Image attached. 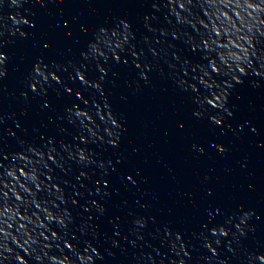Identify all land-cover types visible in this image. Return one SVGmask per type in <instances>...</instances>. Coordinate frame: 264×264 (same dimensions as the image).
<instances>
[{"label": "water", "instance_id": "1", "mask_svg": "<svg viewBox=\"0 0 264 264\" xmlns=\"http://www.w3.org/2000/svg\"><path fill=\"white\" fill-rule=\"evenodd\" d=\"M125 24L117 64L112 33ZM101 28L107 43L96 39ZM92 43L106 55L92 53ZM0 52V151L9 157L0 160V250L8 257L0 264H19L16 256L24 264H81L89 246L90 264H251L264 254V0H20L19 7L5 0ZM188 59L211 62L222 87L243 69L226 98L231 116L204 112L210 106L198 103L205 90ZM36 63L58 69L60 81L34 92ZM74 66L87 85L74 79ZM29 148H54L58 163L46 168ZM58 212L73 217L66 229L49 215ZM245 214L240 235L235 225ZM229 219V235H213ZM51 233L79 236L76 250Z\"/></svg>", "mask_w": 264, "mask_h": 264}, {"label": "snow or ice", "instance_id": "2", "mask_svg": "<svg viewBox=\"0 0 264 264\" xmlns=\"http://www.w3.org/2000/svg\"><path fill=\"white\" fill-rule=\"evenodd\" d=\"M4 3H5V0H0V6H2ZM10 3H11L12 6H16L18 3H20V0H10ZM23 22L24 23H28V21H26V20L23 21ZM121 23H123V21ZM65 26H67V25H65ZM124 28H125V31L123 33H121L119 30H116V31H114L112 33V35L115 36V37H120L121 35H123V39L119 40V42L115 44V47L111 49L112 56L115 58V62L117 64L121 60V56L117 55V51L123 52L124 49H125V44L128 41V33H127L128 25L125 24ZM21 35L23 36L25 34L21 33ZM96 39L100 40V41H105L104 35L101 32H99L97 34ZM107 42L108 41H105V43H107ZM90 48H91V52L92 53H99L102 56L106 55L104 52L100 51L99 45L97 43H92L90 45ZM196 48H197V45L194 46L193 51H195ZM131 54L133 56H136V52H132ZM5 62H6V56L4 55L3 52H0V66H2ZM124 63L127 64L128 63L127 60H125ZM185 63L192 68V72L193 73L197 74L198 83L205 90L202 94H200L197 97L198 103H200L202 106H204V105L210 106V107H204V112L211 111V109L219 108V109H222V110L226 111L228 113V115L231 116L232 112L228 111V109L225 107L226 98L228 96L229 91L233 90L235 85H239V84L242 83V77L244 76L243 69H240V71H239V74L241 75V79L237 80L236 79V75L234 74V75H232L231 78L227 79V83H224V81H223V87H222L221 84H217L216 81L213 80V78H212L213 76H215L216 79H219L220 78V73L217 70V68L212 65L211 62L200 61L198 63H195V66H192L193 65V61L191 59H188V60L185 61ZM202 63L204 64V67H201ZM136 67L140 68V65L137 64ZM205 68H207L208 71H206ZM74 70H75L74 79L76 77H78L79 80L83 84L87 85L89 83V81H88V79H86V74L83 71L79 70V69H75V66H74ZM99 70H100L101 73L105 72V69L103 67H100ZM57 71H58V69L57 70H49L48 69V65H46V64L42 66L41 63H36L34 68H33V75H32V81H33V84L35 85L34 87H32L33 91L34 92L43 91L42 88H38L37 86L38 85H43V84L49 82L50 80L59 82L61 77L57 75ZM0 72H3V71H0ZM209 73H211V75ZM140 74L142 76H144L145 79H147V76L144 74L143 69H141ZM187 74L188 73L186 72L185 75H187ZM257 75H260V74L257 73ZM3 76L4 75H0V78H2ZM103 78L104 77L101 76V79H103ZM181 83H182V85H187V81H182ZM95 87L97 89H99L100 88V84L99 83L95 84ZM191 88H192L193 92L197 91V87H196L195 84L191 85ZM213 89H216V90L213 91ZM68 91L71 92L72 89L69 88ZM77 95L79 96V93H77ZM44 107L47 108L48 105L45 104ZM69 110L71 111V109H69ZM75 114H76L77 117H86V116H88L87 113L82 112L79 109L76 110ZM195 115L197 117H200L202 115V113L200 111H197L195 113ZM221 120H222V118H220V117H217V116H213L212 117V121L216 125L221 124ZM80 123L84 124V121L81 120ZM111 123L113 125H116L117 127H119V125L116 124L115 120H112ZM84 127L87 128V124H84ZM253 131H255V129H253ZM109 136H112V134L109 133ZM81 139H83V137ZM49 143H54V141L50 140ZM112 143L115 146L116 142L112 141ZM217 147H219V146L217 145ZM33 150H35V151H33ZM219 150L221 152L225 151V149L222 148V147H219ZM28 151L32 152L34 154V156L39 157L38 163H42L46 168L48 166V162L49 161L52 164H57L58 163V161L56 159V152H55L54 148H50L46 154L41 152V151H39V150H37V149H35V148H29ZM40 153H43V155H39ZM78 155H79V160H80L81 163L88 161V157H87V155L85 154L84 151H80L78 153ZM45 156H46V159H45ZM8 159H9V157L4 155L3 152L0 151V160H5L6 161ZM11 159H12V157H11ZM18 159L22 160L23 157L22 156L18 157ZM0 169H2V171H6L3 168V164H0ZM7 174L11 175V173H7ZM83 178H86V172L82 171V172H80V175L77 177V180L79 181V180H81ZM47 179L49 181H51V180H53V176L49 175L47 177ZM128 180L133 182V183H135V181L133 180L132 176H128ZM51 186L55 187V184H52ZM55 189H56L57 193H61V191H62V189L60 187H56ZM58 199H63V197L62 196H58ZM72 203L75 205L77 202L75 200H73ZM92 207H94L98 212L103 214L104 209L102 207H100L99 205H96L93 202ZM49 215L51 216V219L53 221H55L56 224L59 225V227L61 229H66L67 228L66 220L71 221L73 219L71 213H68V212H58L54 216H52L51 214H49ZM248 219H249L248 215L245 214L244 216L241 217V222L235 225L236 230H237V232L240 235L244 234V228L242 227V225ZM111 223L113 225H115L116 221L113 220V221H111ZM136 224L137 225H142V220H136ZM231 224H232V220L229 219V220H227L225 226H219V225L214 226L211 229V231H212L213 235L219 234V235H223V236L226 237V236L229 235V232L227 230V225H231ZM207 227L208 226L205 225L206 229H207ZM87 231H88V224H87V222H85V223H83L81 225L80 233H86ZM51 235L55 239H62L65 247H67L69 250H72V251L76 250L75 245L77 244V242L79 240V236L72 237L71 241H70L67 238V236L57 237L55 233H51ZM232 235L235 236L236 234L233 233ZM177 239H179V237H177ZM84 251L86 253H88V254L87 255H81L80 258H79L80 262H81V264H90V262L93 259L92 253H95L96 249L91 248L89 246L88 248L84 249ZM109 254H111V253H109ZM3 259H8V257L3 256V250H0V260H3ZM14 260L18 261L19 264H24V260H22L19 256L14 257ZM257 260L260 262V264H264V254H260L259 256L253 254L250 257L251 264H255V261H257Z\"/></svg>", "mask_w": 264, "mask_h": 264}, {"label": "clouds", "instance_id": "3", "mask_svg": "<svg viewBox=\"0 0 264 264\" xmlns=\"http://www.w3.org/2000/svg\"><path fill=\"white\" fill-rule=\"evenodd\" d=\"M16 7H19V3L16 5ZM14 19H15V18H14ZM15 22H16V23H20L21 21H20L19 19H16ZM100 32L104 35V39H105L106 29L101 28V29H100ZM118 38H119V37H117V43L119 42V39H118ZM4 74H5L4 72H0V75H4ZM31 79H32V77H31ZM34 86H35V85L32 83V87H34ZM109 133H111L112 135H114V133H113L111 130H108V135H109ZM216 243L219 244L220 241L217 240ZM207 247L211 248V244L209 243V244L207 245ZM213 251H215V249H213ZM37 259H39V257H37ZM221 264H223V262H221Z\"/></svg>", "mask_w": 264, "mask_h": 264}]
</instances>
